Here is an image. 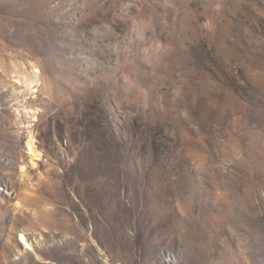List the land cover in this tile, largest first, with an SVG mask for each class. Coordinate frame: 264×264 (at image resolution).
Wrapping results in <instances>:
<instances>
[{
    "label": "rangeland",
    "instance_id": "1",
    "mask_svg": "<svg viewBox=\"0 0 264 264\" xmlns=\"http://www.w3.org/2000/svg\"><path fill=\"white\" fill-rule=\"evenodd\" d=\"M0 264H264V0H0Z\"/></svg>",
    "mask_w": 264,
    "mask_h": 264
},
{
    "label": "bare ground",
    "instance_id": "2",
    "mask_svg": "<svg viewBox=\"0 0 264 264\" xmlns=\"http://www.w3.org/2000/svg\"><path fill=\"white\" fill-rule=\"evenodd\" d=\"M29 148H30V150H32V144L29 145ZM32 151H33V150H32ZM21 239H22V237H21Z\"/></svg>",
    "mask_w": 264,
    "mask_h": 264
}]
</instances>
